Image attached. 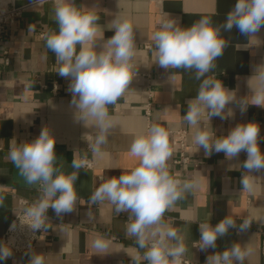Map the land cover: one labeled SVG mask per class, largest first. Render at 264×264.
Here are the masks:
<instances>
[{
  "label": "crops",
  "instance_id": "obj_1",
  "mask_svg": "<svg viewBox=\"0 0 264 264\" xmlns=\"http://www.w3.org/2000/svg\"><path fill=\"white\" fill-rule=\"evenodd\" d=\"M15 1L18 5L30 3V0ZM54 2L49 0L26 11L8 41L0 43V184L4 186L0 191V242L15 215L26 207L22 201L34 202L39 197L38 185H29L6 159L10 141L13 138L18 143L31 141L43 127H48L56 138L58 165L63 166L64 172L73 171L71 162L74 156L90 161L92 168L86 167L79 173L76 189L80 204L77 210L60 219L49 209L51 227L30 250L42 254L45 264H131L129 255L120 251L121 245L129 252L134 253L136 249L134 240L125 238L124 223L128 214H117L105 202L92 206L95 219L88 221L87 200L109 177L119 176L139 165V158L130 155V145L136 135L146 132L152 124H159L174 129L169 137L173 150L168 161L170 172L182 180L199 181L197 191L186 194V199L178 201L164 214L165 221L185 237L188 251L184 259L205 264L208 255L240 243L253 249V255L245 264H264L260 251L261 230H264V171L253 173L257 176L253 192L242 191L240 171L228 169L230 165L242 163L247 158L246 153L241 152L238 161H228L222 152H214L208 157L203 149L196 152L192 143L193 130L183 121V115L187 110L186 101L197 94L200 81L194 79L193 72L181 69L169 70L174 76L168 79L169 73L155 64L153 55L152 37L162 20L175 18L181 26L187 27L202 16H211L214 23H223L236 0H75L82 11L91 8L100 16L98 23L101 30H105L104 39L114 34L106 29L117 15L127 18L135 29L137 55L134 62L139 67L138 75L129 86L131 90L116 105L108 106L116 126L111 130L102 158H96L88 151V143L94 142L96 130L91 123L86 128L74 122L70 107L72 96L68 91L70 81L57 73L59 65L55 54L46 47V36L58 30L53 19ZM30 25L32 31H28ZM222 35L231 41V45L217 59V67L209 75L234 90L237 99H249L250 87L255 83L249 78L254 68L264 63V27L256 34L257 38L250 40L235 28ZM4 49L9 51V64L5 63ZM36 73L41 74L50 86L58 83L59 94L53 96L50 90L40 88ZM229 108L233 111L232 116L211 120L217 136L227 135L239 123L255 121L264 137V108L249 105L246 112L241 113L235 102L227 105L225 112ZM177 130L187 131L185 151L190 160L188 163H175L179 156L174 134ZM260 147L264 151V142ZM228 215L236 218L237 225L245 218L253 220L254 229L243 233L230 229L226 236L218 238L215 249L201 251L195 247L194 242L200 239L198 222L210 221L215 226ZM192 219L197 223L191 224ZM186 220L189 223H185ZM101 234L112 241L117 252L105 256L94 254L91 241ZM30 250L13 249L12 257L0 264H28Z\"/></svg>",
  "mask_w": 264,
  "mask_h": 264
},
{
  "label": "clouds",
  "instance_id": "obj_2",
  "mask_svg": "<svg viewBox=\"0 0 264 264\" xmlns=\"http://www.w3.org/2000/svg\"><path fill=\"white\" fill-rule=\"evenodd\" d=\"M30 2L35 6L45 0ZM53 19L58 30L46 36V47L55 54L59 65L57 73L70 81L68 91L72 96L70 107L74 122L86 128L91 123L96 130L94 142L88 143V151L102 158L111 130L116 126L108 106L116 105L131 90L129 86L138 75L139 67L134 62L137 55L134 25L117 15L106 29L114 34L104 39L105 30L102 31L98 23L100 16L91 8L82 11L75 0H55ZM262 27L264 0H236L223 23H214L211 16H202L191 26L184 27L178 19L169 18L161 21L152 37L155 64L169 73L168 79L174 76L169 70L181 69L193 72L194 79L200 81L197 94L186 101L187 110L183 115V121L193 130L192 143L196 152L203 149L206 157L222 152L228 161H238L240 153H246L247 158L242 163L230 165L228 169L240 171V184L246 192L255 190L257 176L253 173L264 171V151L260 147L264 137L260 125L255 121L239 123L227 135L217 136L211 120L232 116V109L227 112L225 109L233 102L241 113L246 112L249 105L264 108V63L257 65L249 78L255 82L250 87L249 99H237L234 90L209 74L214 72L215 62L231 45L223 32L235 28L250 40L257 38ZM32 30L30 25L28 31ZM173 131L171 126L152 124L146 132L136 135L129 152L139 158V165L119 176L109 177L87 200L88 221L95 219L92 206L105 202L117 214H128L124 223L125 238L134 240L136 249L134 253L129 252L121 245L120 251L129 255L131 264H183L188 251L184 235L164 219L166 211L186 199V194L199 189L198 179L182 180L170 172L168 161L173 150L169 137ZM6 159L29 185H38L39 197L24 209L28 220L21 226L26 225L33 234L46 232L51 227L47 216L49 209L60 219L77 210L80 197L76 182L87 161L74 156L73 171L64 172L63 166L58 165L56 138L48 127H43L31 141L18 143L13 138ZM252 222L245 218L237 225L236 218L230 215L215 226L210 221L198 222L200 239L194 242L195 247L201 251L215 249L218 238L226 236L230 229L243 233ZM192 223L197 220L192 219ZM16 227L13 223L9 230L14 231ZM91 247L94 254L101 256L117 252L112 241L103 234L91 241ZM12 255L11 242H0V262ZM252 255L253 249L248 244L233 243L222 252L208 255L205 264H245ZM28 264H45L44 256L30 250Z\"/></svg>",
  "mask_w": 264,
  "mask_h": 264
},
{
  "label": "built area",
  "instance_id": "obj_3",
  "mask_svg": "<svg viewBox=\"0 0 264 264\" xmlns=\"http://www.w3.org/2000/svg\"><path fill=\"white\" fill-rule=\"evenodd\" d=\"M49 0H45V2ZM44 2V3H45ZM42 3V4H44ZM40 5V4H37ZM35 5V6H37ZM30 3L18 5L15 0H0V43L5 44L8 41V38L10 36V33L14 29V27L17 25V22L23 17V14L35 7ZM264 47V42H263ZM5 63L9 64V51L7 49L3 50ZM35 78L37 85L42 89L50 90L53 94V96H57L60 91V86L58 83H53L52 86L47 84L44 79H42L41 74L36 73ZM175 136L177 137V141H175L176 145L179 148V156L177 160H175V163L177 164H184L188 163L189 157L186 154V137H187V131L186 130H177L174 132ZM87 168H92V163L90 161H87ZM4 188L2 184H0V191ZM33 202L32 201H22V204L26 206L25 208L31 206ZM24 208V209H25ZM48 216V213H47ZM28 218L25 215L24 210L19 211L17 213L11 223H15L17 225L16 229L14 231H10V226L7 230V233L2 240V242H11V246L15 251H25L33 249L37 246L38 241L41 239V237L45 234L44 231H37L35 234H33L26 225L21 226L27 222ZM249 229H254L253 223H251V226ZM262 233V241H261V247L260 251L262 254V257L264 258V230H261ZM30 246V247H29ZM184 264H196L190 260L184 259Z\"/></svg>",
  "mask_w": 264,
  "mask_h": 264
}]
</instances>
